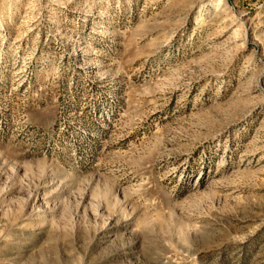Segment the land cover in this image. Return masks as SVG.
<instances>
[{
  "label": "rangeland",
  "instance_id": "rangeland-1",
  "mask_svg": "<svg viewBox=\"0 0 264 264\" xmlns=\"http://www.w3.org/2000/svg\"><path fill=\"white\" fill-rule=\"evenodd\" d=\"M0 264H264V0H0Z\"/></svg>",
  "mask_w": 264,
  "mask_h": 264
}]
</instances>
